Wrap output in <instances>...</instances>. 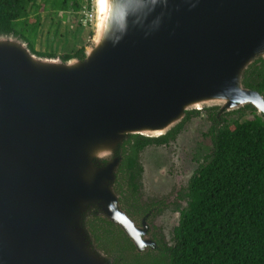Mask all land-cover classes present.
<instances>
[{
  "label": "water",
  "instance_id": "1",
  "mask_svg": "<svg viewBox=\"0 0 264 264\" xmlns=\"http://www.w3.org/2000/svg\"><path fill=\"white\" fill-rule=\"evenodd\" d=\"M95 1L82 59L0 36V264H114L93 215L136 252L156 249L114 190L121 146L165 135L186 111L264 117V96L243 85L264 60V0H105L99 30Z\"/></svg>",
  "mask_w": 264,
  "mask_h": 264
},
{
  "label": "trees",
  "instance_id": "2",
  "mask_svg": "<svg viewBox=\"0 0 264 264\" xmlns=\"http://www.w3.org/2000/svg\"><path fill=\"white\" fill-rule=\"evenodd\" d=\"M84 6L89 10L90 0H0V36L19 37L33 54L55 58L35 51L42 14L71 10L74 15ZM83 51L84 46L65 53L61 60L82 59ZM243 85L264 96L263 59L247 68ZM201 110L210 112L213 124L218 122L216 107ZM241 111H251L252 118L226 121L224 126L210 130L212 151L190 188L188 209L180 216L171 244L155 240L156 249L140 254L118 227L95 215L88 218L96 247L112 256L114 264H264V117L255 115L250 106L226 114ZM196 114L199 111H186L184 119ZM170 136L133 135L121 146L114 190L129 216L146 213L136 196L139 154L147 146L166 143Z\"/></svg>",
  "mask_w": 264,
  "mask_h": 264
},
{
  "label": "rangeland",
  "instance_id": "3",
  "mask_svg": "<svg viewBox=\"0 0 264 264\" xmlns=\"http://www.w3.org/2000/svg\"><path fill=\"white\" fill-rule=\"evenodd\" d=\"M91 2L95 16V0H91ZM83 15L84 14L81 12L73 15L71 10L66 14L43 13V25L37 36L35 51L53 55L55 58L61 59V56L65 53L73 50L76 51L83 46L84 48L88 46L91 42L94 22L83 25ZM54 35H56L55 39L53 38ZM216 108L219 109V107ZM254 114L258 116L256 111ZM224 115H226L225 119L228 123L234 120L242 122L243 120L251 119L253 116L251 111H241L237 114ZM209 126L210 121L208 115L201 114L189 121L186 129L174 145L167 147L149 146L142 150L139 154V162L142 166L140 178L141 194L139 196L140 191L139 193L137 191L136 196L138 194V197H146L147 200H163L168 196V192L171 188L170 185L174 181L171 177L172 169L175 167L176 163H178L179 158L181 159V155L179 156L176 154L175 150L178 152L179 146L182 145L181 150L185 153V162L190 161L193 155L195 157L193 161L199 163L210 148V140L206 137V131H208ZM193 166H195V163ZM180 179V176L176 177L175 180L177 181H175V185L176 183L178 185ZM137 201L140 205H145L142 203V200ZM165 201L168 204L162 212L156 214L152 211L155 217H153L154 221L150 223V226L152 237L155 238V236H159L160 241L169 245L172 243L173 229L176 228L179 221V213L174 212L173 208L169 207L171 204V198H169V196ZM184 205L185 204H183V206ZM141 215L142 214L139 213L135 218L131 217L137 224H140ZM148 252L151 251L140 252V254H147Z\"/></svg>",
  "mask_w": 264,
  "mask_h": 264
},
{
  "label": "flooded vegetation",
  "instance_id": "4",
  "mask_svg": "<svg viewBox=\"0 0 264 264\" xmlns=\"http://www.w3.org/2000/svg\"><path fill=\"white\" fill-rule=\"evenodd\" d=\"M195 111H199V114L196 115H191L188 119H184L182 120V124H177L178 126H176V128H172L170 130V132L168 131L167 133L171 134V136L169 137V140L163 144H153L150 146H155V147H167V146H171L174 145L178 140L179 137L182 135V133L184 132V130L186 129L187 125L189 124V121L192 120V118L197 117L201 114H206L208 115V119L210 121V126L208 128V131H206V137L209 138L210 140V148L208 153L201 159V161L199 163L193 161V159H195V157L192 155L190 158V161L185 162V153L183 152V150H181V146H179V151L177 152V150H175L176 154H178L179 156L181 155V159L179 158L178 163H176L175 167L172 169L173 171L171 172V177L174 180L172 182V184L170 185V191L168 192V196L169 198H171V204L169 207L173 208L174 212H178L179 216H181V214L183 212H185V210L188 209L189 206V202H190V197L188 196V194L190 193V188L193 185V183L196 180V177L198 176V174H200L202 167L204 166V163L207 159V157L209 156V154L212 151L213 148V143H212V137L210 135V130L212 129H218L221 126H224L226 124V113L224 112H220L219 109H217V112L215 114V119L219 122H217L216 124H213V122L211 121V119L209 118L210 116V112H206L204 110H195ZM223 114V117H222ZM231 114V113H229ZM227 114V115H229ZM185 117V116H184ZM223 118V119H222ZM228 123V122H227ZM166 135V134H165ZM163 135V136H165ZM202 136V135H201ZM126 153L125 155H128V146H126ZM149 147V146H147ZM145 147V148H147ZM122 160V159H121ZM138 168H139V178H138V193L140 191V183H141V174H142V166L139 162V157H138ZM195 163V166H193ZM180 176V182L176 183L175 185V180L176 177ZM141 194V191L139 193V196ZM168 196H166L163 200L161 199H157V200H161V201H157V200H147L146 197H138L137 194V198L139 201H143L142 203L145 205H141L146 209V213L143 214L141 213V218L140 221L145 220V222L147 224L150 225V223H152L154 221L155 215H153L152 211L155 212L156 214L162 212L163 209H165L167 207V204L165 200H167ZM183 204H185L183 206ZM136 215H133V217L135 218ZM154 238V237H153ZM154 240H158L160 241V237L159 236H155Z\"/></svg>",
  "mask_w": 264,
  "mask_h": 264
},
{
  "label": "built area",
  "instance_id": "5",
  "mask_svg": "<svg viewBox=\"0 0 264 264\" xmlns=\"http://www.w3.org/2000/svg\"><path fill=\"white\" fill-rule=\"evenodd\" d=\"M84 15V24L88 25L94 22L95 16H94V9L92 7V2L90 0V8L89 10L87 9L86 6H84L83 10L81 11Z\"/></svg>",
  "mask_w": 264,
  "mask_h": 264
},
{
  "label": "bare ground",
  "instance_id": "6",
  "mask_svg": "<svg viewBox=\"0 0 264 264\" xmlns=\"http://www.w3.org/2000/svg\"><path fill=\"white\" fill-rule=\"evenodd\" d=\"M95 3H96V1H95ZM97 3H98V7H99V20H98L97 28L99 30L101 27V23H102V16L101 15L104 13V9H105V0H97Z\"/></svg>",
  "mask_w": 264,
  "mask_h": 264
}]
</instances>
